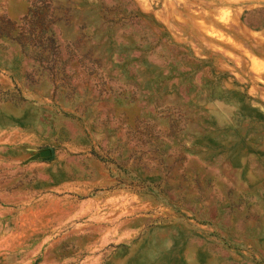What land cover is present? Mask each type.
<instances>
[{"label":"rangeland","instance_id":"rangeland-1","mask_svg":"<svg viewBox=\"0 0 264 264\" xmlns=\"http://www.w3.org/2000/svg\"><path fill=\"white\" fill-rule=\"evenodd\" d=\"M0 264H264V0H0Z\"/></svg>","mask_w":264,"mask_h":264},{"label":"water","instance_id":"water-1","mask_svg":"<svg viewBox=\"0 0 264 264\" xmlns=\"http://www.w3.org/2000/svg\"><path fill=\"white\" fill-rule=\"evenodd\" d=\"M40 156H41L42 158H44V157H49V156H51V151H50V150L43 151V152L40 153Z\"/></svg>","mask_w":264,"mask_h":264}]
</instances>
